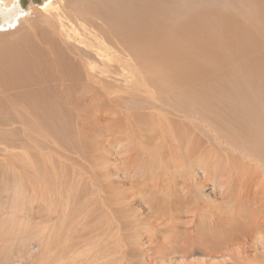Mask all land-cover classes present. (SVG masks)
<instances>
[{"label": "rangeland", "instance_id": "obj_1", "mask_svg": "<svg viewBox=\"0 0 264 264\" xmlns=\"http://www.w3.org/2000/svg\"><path fill=\"white\" fill-rule=\"evenodd\" d=\"M14 1L18 2L21 12L34 15L33 8L40 9L51 0ZM62 1L66 12L72 14L75 11L78 14L83 11L82 14L88 15V21L84 20L87 25L90 24V17H95V25L104 24L102 35L117 51V61H112V67L115 65L112 71L109 68L106 73L103 72L99 62H96L97 70L89 71L81 55L84 63L80 58H75L73 48L59 43L49 30L38 23H45L39 15L33 16L36 17L33 22L36 26L34 34L24 31H18L16 36L0 33V61L10 57L8 63L2 65L0 62V264H46L48 260L51 264H63L66 254H63V237L59 235L61 229L69 233L82 228L106 230L103 223L95 224L98 221L96 216L103 213L105 206L100 201L101 205L96 207L91 200L99 194L98 188L106 191L110 184L104 182L103 172L99 169L115 160L120 162L128 155L124 149L119 153L120 147L115 146V140L122 146L128 143V139L123 141L127 135V116L138 118L140 112L153 110L147 91L162 102L161 109L167 112L164 116H168L173 126L183 131L180 135L195 131L189 134L199 141L196 142L199 153L195 157L198 161H205L204 165L207 161L204 168L211 166L208 154L213 157L228 154L223 142H234L235 138H256L254 130L259 133L258 127H252L246 120L255 119L260 126L264 123V0ZM4 8L3 4L0 5V9ZM12 46L15 51L10 48ZM19 47L27 49L23 50L24 55ZM90 75L91 80L88 78ZM142 84L147 89L141 87ZM215 129L219 130L217 135L210 134ZM214 136L220 138L213 140ZM159 151L160 148H155L153 153ZM260 153L259 159L264 163V152ZM234 155L241 157L238 153ZM107 157H110V161L103 164ZM200 165L202 163H197L193 168L194 183L190 182V187H185L184 191L190 193L195 189V184L200 183L203 190L201 196H207L203 203L197 204L204 208L196 212L194 219L182 211L181 223L196 219L195 222L202 221L199 224L208 228L211 221L220 222L219 226L209 229L216 235L215 242L223 247L230 243L229 238L235 234L238 238L236 242H241L243 249L247 246L250 249L246 252L248 259L241 264H264V231L252 229L254 231L248 232L249 226L243 222L244 219H251L252 215L243 214L241 217L239 212L245 213V208L241 203V207L235 204L243 197L241 191L242 197L239 199L230 197L237 209L242 208L243 211L235 209L236 206L233 207L236 213H232L228 207L226 210L225 206L222 207L226 204L222 193L225 187H217L222 186V181L226 183V177L212 176L209 167L207 171ZM60 173L65 175L67 181L74 183L71 189L75 206L66 212V222L61 219L63 215L58 211L56 196V177ZM242 173L238 172L240 177ZM119 175L123 176L122 173ZM181 175L182 172L169 179L165 176L161 183L176 181L170 185L181 194L184 182H181ZM239 183L243 184L242 180ZM150 184L148 188L153 187ZM77 189L81 194L77 193ZM235 198L238 200L234 202ZM223 200L225 204L221 203ZM194 201L192 199L191 202ZM133 208L141 217L149 212V208L140 203L134 204ZM237 219L242 221L236 223L239 221ZM192 227L190 225L189 228L198 229L197 225H194V229ZM43 232H46V236L42 235ZM18 233L22 234L21 242ZM48 235L52 237L48 238ZM142 237L146 247L147 237ZM255 242L261 249L260 255L258 253L260 258H256L253 251L251 254ZM10 248L14 250L9 251ZM232 257H238L237 253H233ZM146 259L149 258L146 256L143 262H136L149 264L150 259L148 262Z\"/></svg>", "mask_w": 264, "mask_h": 264}, {"label": "bare ground", "instance_id": "obj_2", "mask_svg": "<svg viewBox=\"0 0 264 264\" xmlns=\"http://www.w3.org/2000/svg\"><path fill=\"white\" fill-rule=\"evenodd\" d=\"M3 5L5 6V8L0 9V16H1L0 33L4 32L5 34L8 35L9 34L15 35V33H17L18 31L20 32L24 31L34 34V32L36 33L35 31L36 26H34L33 22L36 17L34 18L33 16L39 15L45 23L43 24V22L41 23L37 20L38 23L43 25L44 28L47 29V31L49 30L51 36L54 39H56L59 43L64 44V46L67 45L68 47L73 48L76 52V55L74 54L75 58L76 59L80 58L81 61L83 58L84 62L86 63L87 69L89 71L98 68V64L96 62L102 64L104 69L103 72L105 73L109 68L111 70L115 66L114 65L112 67L111 63L112 61L115 62L117 61V58L115 59V54L117 53V51L113 49V47H111L110 43L107 42V38H105L102 35V28L104 27V24L103 26L95 25L96 24L95 17H90L91 18L90 24L87 25L84 22V20L86 19L88 21L89 16L86 14H82L83 11L81 13H78L79 15L76 14L77 12L75 11H72L71 12L72 14H70V12L69 13L66 12L65 4L63 5L62 0H51L45 3V6L41 7L40 9L33 8L34 15H26L24 14L25 12L23 11L22 13L21 10L19 9L18 2H15L14 0H3ZM28 38L27 40H29ZM16 39H18V37H16ZM28 45L27 47L29 48ZM10 48H12L15 51L13 46ZM19 48L21 50L23 47H19ZM23 50H27V49H22L21 50L22 53ZM9 51L12 52L11 50ZM70 51L73 53L72 50ZM22 55H24V53ZM80 55L82 56V58ZM8 59H10V57L7 58V60ZM7 60L0 62H2L3 65L8 63ZM83 63L82 66H84ZM44 64L46 65L47 63ZM117 64L119 65L120 63L117 62ZM122 67L120 69L118 67L117 69L122 71ZM85 69L86 68L84 67V70ZM89 74L86 76H89ZM130 76L131 75H129V77ZM88 78H90L91 80V75ZM92 78L94 79L93 76ZM102 79L104 80V77ZM141 87H145L147 89V86L144 84H142ZM147 93H148L147 94L148 102L152 105L153 110L148 111L147 113L140 112V114H138L139 116L138 118L133 116H127L125 120L127 135L126 138L123 139V141L128 139V143L122 146L120 145L119 141L115 140L116 143L115 146L120 147L119 153L122 152L121 149H124V153L126 154V151H128V155L124 159L120 160V162H117L115 160L114 162L109 163L106 166H102L99 169L100 172H103L104 182L105 183L110 182V184L109 187L106 188V191L98 188L97 190L99 194L93 196L91 200L93 201L94 204H96V207L98 206V204H100V201L103 202V206H105L104 211L102 214H99L98 217L96 216V218H98V221L96 220L95 224L103 223L105 225L103 228L106 230L97 231L95 229L92 230V228H82L80 230H76V232L74 231V233H69V231H67L66 229H61L59 235L63 237V254H66L63 264H138V263L142 264L141 262L137 263L136 261L142 260L143 262V259L146 256L150 259V260L148 259L150 261L149 264H215L214 262L216 261H218L217 264H237V263L241 264V262H243L244 259H248L249 255H247L246 252H248V250L250 249H248V246L247 248L243 249V247L240 245L241 242H236L238 241L237 236L232 233H230L232 234V236L229 238L230 243H226L225 246L222 247V245H220L219 242H215L214 238L216 239V235L210 230L212 229V226L214 227L219 226L218 223L220 222L217 223L215 221H211L209 224L206 223L209 226V227L207 226L208 228H205L204 227L205 225L201 223L199 224V222L202 221L195 222L196 219L189 220L186 223H181L182 216L180 215V213L182 211L186 215H191L194 219L196 218L195 215L197 214L196 212L200 211L201 208H204L202 207L203 205L201 206L197 204L198 202L203 203V201H205L203 199L207 196V195H205V197H203L204 195L201 196L203 190L200 186V183L195 184L196 187L194 185L195 189H193V187L191 186L193 191L190 193H188V191H184V189L185 187H190L189 185L190 182L194 183L192 170L195 167V165L197 163L198 164L202 163V165L200 166L203 167L208 163L206 161V164L204 165L205 161L203 162L202 159L198 161V158L195 157L199 153V146L196 143V142L199 143V141L197 137L196 139L195 137H193L195 131L194 132L186 131L185 136L183 134L184 136L183 138V136L180 135L181 130L179 131L178 130L179 128L173 126L168 116H164L167 115V112L163 111L164 108L161 109L162 102L160 103L158 98L155 97L152 93H149V91H147ZM227 101H229V97ZM224 103L225 102H223V104ZM237 104H239L238 101ZM239 108H241V106ZM245 108L246 107H244V110ZM262 111L264 112V109ZM255 113H257V111ZM243 115L245 116V114ZM246 122H248L249 124L251 123V126L252 127L254 126V128L258 127L259 133L256 130H254L255 131L254 133H256V138L254 137V139L251 140H245V138H243L245 141L242 140L241 138H235V139L232 138L234 142L233 141L227 142L224 140L226 143L223 142L225 144V146L224 145L223 146L226 148L225 151L226 150L229 151L227 152L228 154H223V155L220 154L222 156H216V157L211 156L212 154L211 155L208 154V157L210 158L209 161L211 160L210 161L211 166H206L205 168L204 167L203 168L207 170V168L209 167V172L211 171L212 176L217 175V177L219 178L225 176L227 179L226 183L222 181L221 184L222 186L216 185L221 182H215L216 184L214 183L215 187L216 186L218 188L220 187L219 189H221V187L222 188L225 187L222 190V193H223V197L225 198L226 204L224 203L223 200V202L221 203H224L225 205L222 206L221 204L219 206L222 207L225 206L226 210L227 207L229 209L231 208L230 210H232V213L234 212L236 213V210L233 211L234 209L233 207L241 203L243 205V208H245L243 210L246 211L247 213L239 212L242 214L239 215L241 217H243V214H245L246 216L247 214L250 216L252 215V218L250 217L251 219H244L245 221L243 222L245 224H248L249 226L247 227L248 232L249 231L251 232L252 229H254L255 231H264V163L259 159L258 156L260 152H264V123L262 126H260L255 121V119L249 121L246 120ZM236 127H238V125ZM233 130L235 129H232V131ZM211 131L212 130H210V132ZM248 131L249 130L247 129V132ZM217 132H219V130L217 131L215 129V131L214 132L212 131L210 134L217 135ZM182 133L183 131L181 132V134ZM189 133H193L192 136ZM236 135L237 134L235 135L232 134L233 137H238V135L237 136ZM245 135L246 134L244 133V136ZM215 137L217 138L218 136H214L213 140L215 139ZM129 139L131 141V144L129 143ZM221 141H223V139ZM220 146L222 148V144H220ZM155 148L156 149L160 148V151L156 154L153 153ZM222 149L224 150V148ZM234 153L241 154V157L237 158L238 156L236 157ZM260 154L262 155V153ZM109 158L107 157V159L103 161V164L106 163L107 161H110ZM232 161L234 163L236 162V164H233ZM119 166H123V167H119ZM203 168L202 170H204ZM240 171L243 172L242 173L243 175L241 174V177L240 174H238V172L240 173ZM181 172H182L181 182L184 181L182 186L183 192L181 194L175 191L176 187L170 185L173 182V180L171 181L170 184L168 182H167L168 184L166 182L161 183L163 180H165V176L168 177L169 179L170 176H174V177H176L177 175L179 176ZM121 173L123 176L119 175ZM56 178H57V192L56 191L55 192H56V196L58 197L57 201L59 202L58 211L63 215L61 219L63 221L65 220L66 222L67 219L66 212L68 210H71L73 206H75L74 204L75 199L73 198V190L71 189L74 183H72V181L70 182L67 181L65 175L61 173ZM155 180L158 182H155ZM239 180H242L243 184H240ZM150 182L153 186L152 188H148V183ZM175 182L176 181H174L173 183ZM97 184L100 185L99 183ZM172 187H174L175 190L172 189ZM147 189H150V191H147ZM151 189H155V190H151ZM240 191L243 197L240 195L241 194ZM92 192L93 191L91 188V193ZM77 193L81 194L78 189H77ZM97 195L98 198L96 197ZM196 195H198V197L201 196L199 201L197 199L198 197L196 198ZM230 195L231 197L236 196V198L238 197L240 198L241 196L242 199L241 198L238 199L242 201L240 202L238 199L237 201L235 198L233 199V201L234 200L237 201V202L234 201L235 204L236 203L237 204L234 205ZM192 199L196 201L191 202ZM136 203H140L144 206L146 205L147 208H149L148 210L149 212L145 214V217H141V214L138 213L133 208L134 204ZM241 204L237 206L241 207ZM237 206L235 207V209H237ZM239 209L242 210V208H238L237 210ZM204 212L205 211H202V213ZM174 213H176L177 216H173ZM232 213L231 212L229 213L231 214V217H233ZM15 215L16 214H14V216ZM204 216H201V218ZM13 217L12 219H14ZM242 220L235 222L239 223ZM167 221H170V223H167ZM190 225L193 226L192 227L193 229H194V225H197L198 229L195 228L194 230H191L189 228ZM204 230H206V232ZM240 230H242V228ZM78 231L81 232L78 233ZM232 231L234 230H231L230 232ZM242 232L241 233L237 232V233L243 234L244 232L243 233ZM39 234L41 235V233ZM20 235L22 236V234ZM20 235L18 233V236ZM42 235L46 236V232L45 233L43 232ZM25 236H27V234L23 235V237ZM142 236L147 237L148 244L146 245V247L144 246L143 243L144 238ZM47 237L51 238L52 236L48 235ZM87 237H89L90 239L88 240ZM28 238L29 237H26V239ZM242 238H246V237H242ZM76 239H79L80 241ZM23 240L24 242L26 241L25 239ZM21 241L22 239L20 240V242ZM243 242L242 244L246 246L245 243ZM234 245L236 246L235 248L233 247ZM231 247H233V249H230ZM258 248L259 247L256 243V245L253 244L251 250V254L253 251L255 253L256 258L261 257L258 256L259 251H261V249ZM12 250L14 249H11L9 251ZM224 250L226 251L225 253ZM18 251L21 252L20 250ZM69 251L72 253L71 255H69ZM76 252L79 254H76ZM233 253L235 255L237 253L238 257L233 258L232 257ZM263 257L264 256H262V258ZM148 260L146 259L147 262ZM48 262L49 260L46 261V264ZM49 263L51 264L52 262L50 261ZM253 264L256 263L254 262Z\"/></svg>", "mask_w": 264, "mask_h": 264}, {"label": "snow or ice", "instance_id": "obj_3", "mask_svg": "<svg viewBox=\"0 0 264 264\" xmlns=\"http://www.w3.org/2000/svg\"><path fill=\"white\" fill-rule=\"evenodd\" d=\"M3 4V0H0V5H2ZM10 22V21H9Z\"/></svg>", "mask_w": 264, "mask_h": 264}]
</instances>
